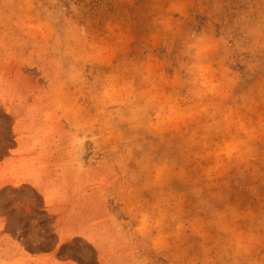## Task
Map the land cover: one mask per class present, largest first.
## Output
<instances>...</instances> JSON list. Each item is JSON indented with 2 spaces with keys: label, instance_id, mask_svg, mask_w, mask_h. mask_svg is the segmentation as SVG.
Instances as JSON below:
<instances>
[{
  "label": "rangeland",
  "instance_id": "obj_1",
  "mask_svg": "<svg viewBox=\"0 0 264 264\" xmlns=\"http://www.w3.org/2000/svg\"><path fill=\"white\" fill-rule=\"evenodd\" d=\"M0 264H264V0H0Z\"/></svg>",
  "mask_w": 264,
  "mask_h": 264
}]
</instances>
